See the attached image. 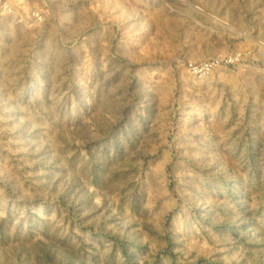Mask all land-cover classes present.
Segmentation results:
<instances>
[{"label":"rangeland","instance_id":"obj_1","mask_svg":"<svg viewBox=\"0 0 264 264\" xmlns=\"http://www.w3.org/2000/svg\"><path fill=\"white\" fill-rule=\"evenodd\" d=\"M0 264H264V0H0Z\"/></svg>","mask_w":264,"mask_h":264}]
</instances>
